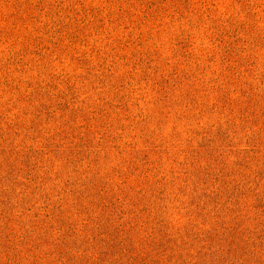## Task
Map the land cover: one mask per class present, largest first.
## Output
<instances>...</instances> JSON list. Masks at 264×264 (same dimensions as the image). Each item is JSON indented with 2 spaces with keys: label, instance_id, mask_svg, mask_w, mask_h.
Returning <instances> with one entry per match:
<instances>
[{
  "label": "rangeland",
  "instance_id": "1",
  "mask_svg": "<svg viewBox=\"0 0 264 264\" xmlns=\"http://www.w3.org/2000/svg\"><path fill=\"white\" fill-rule=\"evenodd\" d=\"M0 264H264V0H0Z\"/></svg>",
  "mask_w": 264,
  "mask_h": 264
}]
</instances>
